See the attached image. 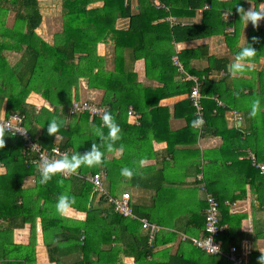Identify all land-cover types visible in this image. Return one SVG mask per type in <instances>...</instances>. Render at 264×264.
<instances>
[{"label":"trees","instance_id":"1","mask_svg":"<svg viewBox=\"0 0 264 264\" xmlns=\"http://www.w3.org/2000/svg\"><path fill=\"white\" fill-rule=\"evenodd\" d=\"M158 1L159 5L154 0H62L63 31L54 36L51 44L38 34L44 24L40 0H0V117L15 113L25 116V127L44 149L59 147L69 150V155L77 151L82 154L96 143L104 151L102 163L81 167L79 177L57 175L41 185L38 164L30 163L36 156L26 158L23 138L5 132L0 135V140H4L0 148V220L8 221L7 228L0 230V264H37L38 219L54 264H122L117 260L120 247H112L117 228L118 239L127 246L136 264H230L221 256L207 254L196 243L205 236L209 195L219 203V225L230 227L219 239L226 242V247H238L244 255L243 236L230 239L231 234L241 232V227L234 225L242 216L231 215L226 206L228 200L233 202L241 195L229 197L226 189L219 190L208 171L225 173L226 169L238 167L246 175L243 187L247 183L264 185V174L253 166L247 154L252 152L258 162L264 163V69L258 71L246 65L248 71L243 74L230 71L235 53L246 41L256 51L249 63L260 64L264 60V27L250 22L246 25L237 11L260 7L264 0ZM99 2L103 3L101 7L90 8ZM10 14H14L12 27L7 20ZM125 18L128 26L118 28L116 22ZM168 18L176 19V24L172 25ZM211 38H223V54H210ZM192 43L198 46L188 48ZM101 45L109 46L112 63L98 52ZM178 46L182 47L180 53L176 52ZM7 53L20 54L17 63H10ZM175 57L182 69L175 64ZM202 63L204 67H200ZM250 72L256 76L248 75ZM85 79L87 85L83 83ZM197 84L204 113L201 130L192 126L198 117L192 99ZM88 89L103 93L99 106L112 113L120 126L121 139L115 142L114 151H106L107 141L96 135L95 130L102 126V115L77 114L70 108L80 96L86 99ZM34 97L50 107L38 109L31 101ZM171 98H180L173 113L161 104ZM256 99L261 102L260 109L255 117H249L251 103ZM217 100L224 106H219ZM131 110L136 112L132 116ZM229 111L240 112L243 130L228 128ZM77 115L70 124L71 117ZM133 116L138 117L139 125L128 123ZM54 118L62 122L56 137L47 132L48 121ZM170 121L178 123L179 129L170 131ZM102 131L106 137L107 128ZM205 134L221 137L223 144L218 150L204 153L210 163L203 173V154L195 145ZM154 140L167 142L175 166L187 157L182 167L186 173L195 168L197 184L192 192L197 193L200 186L204 198L199 199L196 210L190 211L188 204H194V194L180 198L177 194L184 191L165 186L161 179L152 187L155 194L148 199L150 204L132 197L136 219L125 218L114 211L105 197L92 195L93 185L87 178L104 170L105 186L115 196L118 184L125 178L120 169L126 166L133 169L130 185L143 186L136 167L153 156ZM120 145L124 147L122 159H107ZM240 157L244 160L238 161ZM218 158L223 161L221 165ZM227 161L231 165H226ZM31 177L35 187L24 188V181ZM255 193L259 195L258 208L264 211V191L257 189ZM61 194L75 198L71 208L85 213L84 221L70 220L56 212L55 203ZM91 197L99 200L98 205L90 202ZM142 220L160 229L152 234L153 239L142 228ZM27 224L32 227L28 245L7 241L14 228ZM228 233L231 234L227 236ZM174 245L177 250L171 254ZM73 255L79 257L68 262L66 258ZM261 256L252 252L248 260L260 264Z\"/></svg>","mask_w":264,"mask_h":264},{"label":"crops","instance_id":"2","mask_svg":"<svg viewBox=\"0 0 264 264\" xmlns=\"http://www.w3.org/2000/svg\"><path fill=\"white\" fill-rule=\"evenodd\" d=\"M40 1L42 3L45 2L46 3L45 6H50V8H49L50 13L45 12V8L43 9V7H44V3H43L42 14L44 16V24H50L52 22L54 25V28H55V25L58 27H60V25L63 26V18L62 17L57 16L54 18V14H55V12H57V9L60 7L62 0H40ZM154 1L156 4L159 5L158 0H154ZM219 1H227V0H219ZM262 4H264V1L261 3L260 7H264V5H262ZM102 5H103V3L99 2L98 4L90 6V8L101 7ZM205 8L207 9V8H209V6H206ZM202 12L203 11L200 10L199 14H202ZM51 18H53V19L51 20ZM167 21L172 22L171 23L172 25L176 24V19H174V18H168ZM128 24H129L128 18L119 19L116 22V26L118 28H125L128 26ZM257 25L259 27L263 28L264 27V21L259 22ZM59 33H61V32H59ZM208 42H209V46H210V54L211 55L223 54L225 52L226 47H225V42H224L223 38H211L210 40H208ZM196 46H198L197 43H192L187 47L191 48V47H196ZM108 49H109V46L104 45V46L100 47L99 52H100V54H102L104 56L107 63H112L111 58H110L111 54H110V51ZM181 49H182L181 46L176 47V52L180 53ZM247 65H248V68H250V69H256L258 71H261L262 69H264V60H262V62L260 64L249 63ZM200 67H204V64L203 63L200 64ZM246 71H248V70H245V72ZM250 74L256 76L253 72L248 73V75H250ZM248 75H245V77H246L245 79L249 80ZM83 82H84V80H83ZM254 84H256V83L254 82ZM85 85H87V80H86ZM248 92H249L248 90L245 91V93H248ZM99 94H102V92L95 90V89H90L89 94L87 92L86 99H85V97L82 98V96H80V101L88 100L89 102H92V103L99 106L103 100L102 99L103 95H99ZM177 100L179 101L180 98L167 99V100L162 101L161 104L163 106L170 107V112L173 113V107H174V104L176 103ZM31 101L37 105L38 109H41L43 106H45L46 108L50 107V105L46 101L40 100V99L35 98V97L32 98ZM99 107H102V106H99ZM134 113H136V112L134 111ZM74 117L78 118L79 116L78 115L72 116L70 119L71 120L70 124H71V122L73 123L76 121V118H74ZM240 117H241V114L238 111L227 112L226 113V121L228 123V128L231 129V128L238 127V128H241L243 130V128L245 126L243 125V121L239 120ZM128 123H131V124L136 123L135 125H139L140 122H138L137 116H133V117H129ZM182 126H183V123H182ZM178 127H179L178 123H176L174 121H172V122L170 121V123H169V130L170 131L178 130L179 129ZM222 144H223V139L221 137H214L210 134H205V136H203V137L200 136L198 143L195 145V149L200 150L201 153L203 154V160H202V162L204 161V163L202 165L203 173H204L205 169H207L206 168L207 165L210 163V161L204 157V153L208 152V151L218 150ZM235 145L237 146L236 143H235ZM167 148H168L167 142H157L154 140L153 141V152H152L153 156L148 158V159L142 160L140 162V164L137 165L136 168H137L138 172L141 173V176L144 180L143 186H141L142 183H138L137 187H132L130 185L129 178H124L123 181L118 184L117 188L122 189V186H123L122 190H129V191H122L121 194L128 192L131 194L132 197L135 196L136 199L140 200V202H142V203L145 200V204L148 205L151 202L150 200L148 201V199L150 198L151 195L155 194V188L153 189L152 187H155L156 181L164 179L165 180V182H164L165 186L177 187L181 191H184V192H179V194H177L180 196V198L186 194H191L192 196L194 194V197H195L194 204L189 203L188 206H189L190 211L196 210L198 207L199 199L204 198V192L200 186H198V190H196L197 193L192 192L196 188V186H194V185L197 184V182L195 180L196 177H194L195 176V168L189 169V173H186L187 171L184 167H182V164L185 162L187 157L184 159H181L179 161L180 166H175L171 160V157L169 156V152H168ZM178 149L183 150L186 148L184 146H178ZM250 153H252V152L247 153L248 156L250 155ZM123 155H124V152H122V153L115 152L114 154H108L106 156V158L109 160H112L115 157L117 159H122ZM217 160H218L219 164L221 165L223 161H220L219 158ZM242 160H244V158L240 157L238 161H242ZM226 165H228V166L231 165V161H227ZM200 167L201 166H199V168ZM1 172L4 173V170L1 169ZM208 172L211 175V177L215 180V182L217 183L216 186H218V189L220 190L221 187L226 189L227 190L226 193L229 197H231L233 195H241V197L239 199H237L233 202L229 201V200L226 202V206H228L229 213L231 215L242 216V219L240 222H237V219L235 218L236 224L234 225V226H240L241 232L240 233L236 232L235 233L236 235L228 233L227 236H229L230 234L232 235L230 237L231 241H235L236 239L240 238L241 235L243 236V238H242V252L244 253V256L246 258L250 259V255L252 252H258L260 255L264 256V211L261 208L260 209L258 208V201L257 200L259 198V195L255 193V190H257V189L264 191V185L261 182H259V183L255 184V185H258V187H256L255 185L252 186L251 183H247L243 187L241 185V183L244 181V178L246 175H243L242 173H240L238 171V167H235L234 169H231V170L226 169L225 173L223 171L221 172L218 170L208 171ZM241 175H243V176H241ZM151 180H153V182H150ZM35 184H36V182H35V179L33 177L27 178L24 181V188H26V189L34 188ZM242 187L244 188L243 192H241ZM90 202H93L95 205H98L99 200L97 198L91 197ZM93 203H89V205H92ZM178 207H179V205H178ZM63 215L66 216L67 218H70V220L72 219V220H76V221H84L86 219V216H87L85 213L78 212L71 207ZM7 226H8V221L0 220V230L6 229ZM36 227H37V230L35 231V234H36L35 239H36V247H37V252H36L37 264H54L50 260L48 248H47V245L44 241V235H43L42 225H41L40 219L37 220V226ZM228 228H230V227H228ZM228 228H226V229H228ZM116 232H117V236L116 235L113 236V240H116V242H114L112 247L118 246L121 249V252L118 254L117 260L120 263L122 262V264H136L134 261V258L129 253L127 246L121 242L120 238L118 239V236H120V230L118 228H117ZM31 239H32V227L29 224H27L24 227L14 228L12 230V232L8 234V237H7V241L9 243L11 242L13 245H28L30 243ZM178 239H180V238L178 237ZM221 241L223 243L225 251H228V249L231 246H233V245H231L230 247H226V242H224V240H221ZM12 244H11V248L13 247ZM176 250H177V246L176 245L172 246V248L170 249L171 254H174L176 252ZM157 251H160V250L157 249ZM218 256H220V255H218ZM78 257L79 256H77V255H73V256L66 258V260H68V262H72L75 259H77ZM66 260H65V262H66Z\"/></svg>","mask_w":264,"mask_h":264},{"label":"built area","instance_id":"3","mask_svg":"<svg viewBox=\"0 0 264 264\" xmlns=\"http://www.w3.org/2000/svg\"><path fill=\"white\" fill-rule=\"evenodd\" d=\"M125 1L129 2L132 0ZM174 62L182 69V66L178 63L177 57L174 58ZM198 87L199 84H197L194 89L192 99L194 100V106L197 107V116L203 118L204 113L203 107L199 104ZM217 102L219 106H224L219 100H217ZM71 109L73 113L80 114L88 112L92 116L103 115V112L106 111L104 107H99L89 101H77L73 103ZM129 114L132 116L134 115V112L131 110ZM24 123L25 116L21 115L20 113L12 114L9 117H0V129H3V132L8 133L12 137H21L25 141L24 155L26 158L30 159L32 155L36 156V158L31 159L30 163L38 164V162L43 158H58L61 153H67L68 155L71 153L69 150H62L59 147H54L50 150L44 149L42 145L33 138L32 134H30ZM202 126H197V128L201 130ZM249 159L252 161V164L255 168L264 173V163L258 162L255 154L250 153ZM105 174V171L102 170L101 172L95 175H90L87 178V180L93 185L92 195H95L99 198L105 197L108 200V203L113 206L114 211L119 215L125 218L136 219V216L133 213L131 194L125 192L115 196L110 195L104 183ZM62 176L64 178H68L70 176L79 177L80 174L77 170L75 174H64ZM199 179L203 180V175H200ZM207 200L209 208L206 210V232L204 238L196 241L197 245L205 250V252L209 255H220L224 257L230 264H251L248 258H246L239 251L238 247L231 246L228 251L224 250L223 243L219 239V236L226 232V227L219 225V203L212 195H209ZM140 222L142 223V228L149 232L151 239H153L152 234L160 230L158 227L149 224L147 220H142Z\"/></svg>","mask_w":264,"mask_h":264},{"label":"clouds","instance_id":"4","mask_svg":"<svg viewBox=\"0 0 264 264\" xmlns=\"http://www.w3.org/2000/svg\"><path fill=\"white\" fill-rule=\"evenodd\" d=\"M264 5V4H262ZM240 13V20L244 21L247 25L249 22L256 26L259 22L264 21V7L253 8L250 7L247 10L242 8H237ZM228 15V13H225ZM256 54L255 49L246 41L243 46H240L239 51L235 53V58L230 64V71L233 74H243L246 70V65L250 62ZM261 102L259 99L252 101L249 111V117H255L260 109ZM102 126L97 128L96 135L99 138L105 139L107 141L105 145L106 151H114L115 142L121 139V129L116 123L112 113L104 111L101 116ZM203 118L197 117L192 121V126H202ZM62 127V122L58 119H51L48 121L47 132L49 135H54L58 133L59 129ZM103 128H107V136L104 137ZM3 129H0V135H3ZM4 140H0V148H3ZM116 152L122 153L124 151L123 145H120ZM104 157V151L101 150V146L93 143L91 148L84 153H79L68 155L67 153H61L58 158H43L38 162L37 171L39 174V183L41 185L47 184L53 177L57 175L64 174H75L81 167H93L102 163ZM120 175L125 178H131L133 176V169L129 167H122L120 169ZM75 202L74 197H70L65 194H61L57 197L55 203V209L58 214H64ZM224 248V246H223ZM260 264H264V256L260 258Z\"/></svg>","mask_w":264,"mask_h":264},{"label":"rangeland","instance_id":"5","mask_svg":"<svg viewBox=\"0 0 264 264\" xmlns=\"http://www.w3.org/2000/svg\"><path fill=\"white\" fill-rule=\"evenodd\" d=\"M43 3H44V7H43ZM43 3H42V7H43V9L45 8V12L50 13V9H49L50 6H45L46 3H45V2H43ZM60 10H61V7H59V8L57 9V12H55V14H54V18L57 17V16L62 17V11H60ZM52 19H53V18H51V20H52ZM7 20H8V26L12 27L13 24H14V14H10V15L8 16ZM62 29H63V26H62V25H60V27H58V26L55 25V28H54V25H53V23L51 22L50 24H44V25L39 29L38 34H40L45 40L51 42V44H52V43H53V40H54V36H55L57 33L62 32V31H63ZM101 47H102V45H101ZM99 49H100V48H99ZM98 52H99V51H98ZM6 55H7L8 59H9L10 63H12V64L17 63V61H18L19 58H20V54L7 53ZM83 83L85 84V83H86V80H84ZM87 92H88V94H89L90 89H89ZM78 95H81V94H78ZM85 95H87V93H86ZM99 95H103V93H102V94H99ZM79 99H80V98H79ZM79 101H80V100H79ZM70 108H71V107H70ZM239 120L242 121L241 117L239 118ZM70 121H71V120H70ZM122 189H123V186H122ZM122 189H118L117 193H118V194H119V193L121 194L122 191H129V190H122ZM133 197L136 198L135 196H133ZM134 198H133V200H134Z\"/></svg>","mask_w":264,"mask_h":264}]
</instances>
